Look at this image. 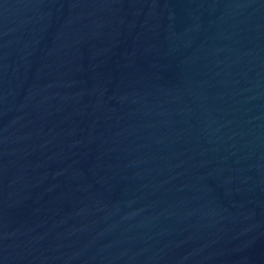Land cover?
Returning <instances> with one entry per match:
<instances>
[{
	"label": "water",
	"instance_id": "obj_1",
	"mask_svg": "<svg viewBox=\"0 0 264 264\" xmlns=\"http://www.w3.org/2000/svg\"><path fill=\"white\" fill-rule=\"evenodd\" d=\"M0 264H264V0H0Z\"/></svg>",
	"mask_w": 264,
	"mask_h": 264
}]
</instances>
